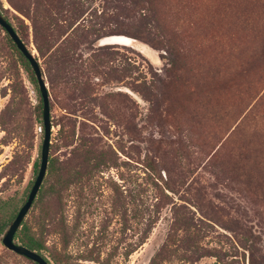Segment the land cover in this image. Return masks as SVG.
<instances>
[{"label": "rangeland", "instance_id": "obj_1", "mask_svg": "<svg viewBox=\"0 0 264 264\" xmlns=\"http://www.w3.org/2000/svg\"><path fill=\"white\" fill-rule=\"evenodd\" d=\"M135 1L88 8L85 24L101 11L105 21L74 55L86 85L51 88L43 76L48 160L84 138L110 147L114 165L79 183L47 175L13 241L40 239L48 264H264V0H155L173 56L118 32ZM0 15L17 25L5 0ZM109 36L131 40L93 59ZM23 42L36 57L29 28ZM39 106L0 30V239L36 174ZM0 264L28 263L0 243Z\"/></svg>", "mask_w": 264, "mask_h": 264}, {"label": "trees", "instance_id": "obj_2", "mask_svg": "<svg viewBox=\"0 0 264 264\" xmlns=\"http://www.w3.org/2000/svg\"><path fill=\"white\" fill-rule=\"evenodd\" d=\"M9 7L18 15L15 16L17 25L13 28L18 38L23 42V38L28 37V28L31 36V44L36 52V60L42 62V73L51 88L62 85L71 86L72 89L79 90L86 84H82L83 64H76L77 58L74 57L76 51L83 45H91L97 39V34L104 26V17L102 11L94 17L99 22L94 24L86 23L85 17L88 16V8L95 0H5ZM155 0H137L133 7L123 6L124 16L129 21L120 24L118 31L122 35L142 41L152 49H161L170 55L180 51L173 37H167L161 33L162 25L154 19L155 10L153 3ZM143 3V4H142ZM142 4V5H141ZM117 11L121 6L111 7ZM137 8V9H136ZM94 14L96 11L93 12ZM20 17V18H19ZM102 19V20H101ZM26 20L29 25H25ZM8 49L15 54L20 65L28 75L31 84L36 85L35 77L29 67L28 62L16 50L15 46L0 28ZM56 31L57 35H52ZM95 38V39H94ZM24 43V42H23ZM108 46L96 47L92 53L93 59L101 55L104 50H109ZM110 52V51H109ZM104 64V61L98 60L97 65ZM92 69L94 66H92ZM40 99V98H39ZM41 113V102H40ZM115 153L110 148H104L95 139H78L70 157L64 160H48L46 174L47 180L56 173L64 178L63 184H66L70 178L76 183L82 180H90L102 168H109L114 165ZM72 162H77L73 167ZM39 163V161H38ZM38 163L32 164V169L37 172ZM71 169H75L72 172ZM36 175V174H35ZM71 176L69 179L67 177ZM43 178V180H44ZM68 182L67 184H69ZM2 226H0V232ZM146 233L139 241V245L146 239ZM20 245L29 250L35 251L40 256L46 251L44 242L40 239L22 233L18 238ZM133 250L126 251L125 256ZM11 255L19 257L11 252ZM43 257V256H42ZM28 264H35L23 257H19ZM86 258L92 259L88 251ZM55 262V261H54Z\"/></svg>", "mask_w": 264, "mask_h": 264}, {"label": "water", "instance_id": "obj_3", "mask_svg": "<svg viewBox=\"0 0 264 264\" xmlns=\"http://www.w3.org/2000/svg\"><path fill=\"white\" fill-rule=\"evenodd\" d=\"M0 28L7 34L16 50L23 56V58L28 62L29 67L35 77L36 86L41 102V124H42V140L39 149V163L36 175L30 186V189L26 195V198L22 205L17 210L15 216L7 226L6 231L0 239L2 247L19 257H23L28 261L35 264H48V262L40 256L35 251L29 250L26 247L17 244L13 241L14 234L18 230L23 218L30 209L42 180L46 174L47 162H48V151H49V137H50V124H49V101L48 93L46 89V84L44 82V77L42 71L38 65L37 60L34 58L32 52L28 47L18 38L14 32L13 27L0 15ZM119 36H109L101 39L97 43V47L109 46V45H119L118 43H113L111 40L118 38ZM123 37V36H122ZM125 38V37H123Z\"/></svg>", "mask_w": 264, "mask_h": 264}, {"label": "bare ground", "instance_id": "obj_4", "mask_svg": "<svg viewBox=\"0 0 264 264\" xmlns=\"http://www.w3.org/2000/svg\"><path fill=\"white\" fill-rule=\"evenodd\" d=\"M130 40L127 38H123L122 36H119L118 38H114V40H111V41L113 43H118L119 45H128L130 43Z\"/></svg>", "mask_w": 264, "mask_h": 264}]
</instances>
